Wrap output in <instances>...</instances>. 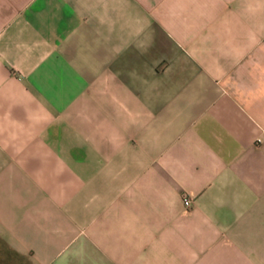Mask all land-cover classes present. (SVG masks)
I'll list each match as a JSON object with an SVG mask.
<instances>
[{"label":"crops","instance_id":"crops-1","mask_svg":"<svg viewBox=\"0 0 264 264\" xmlns=\"http://www.w3.org/2000/svg\"><path fill=\"white\" fill-rule=\"evenodd\" d=\"M0 264H264V0H0Z\"/></svg>","mask_w":264,"mask_h":264},{"label":"built area","instance_id":"built-area-1","mask_svg":"<svg viewBox=\"0 0 264 264\" xmlns=\"http://www.w3.org/2000/svg\"><path fill=\"white\" fill-rule=\"evenodd\" d=\"M190 204H191V202H190V200L188 198H184L183 199L184 207L188 208V207H190Z\"/></svg>","mask_w":264,"mask_h":264}]
</instances>
